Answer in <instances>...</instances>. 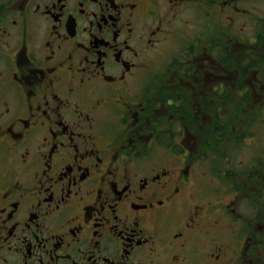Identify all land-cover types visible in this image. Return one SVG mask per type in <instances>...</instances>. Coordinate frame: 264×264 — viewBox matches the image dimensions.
I'll use <instances>...</instances> for the list:
<instances>
[{
	"label": "flooded vegetation",
	"instance_id": "af4514ba",
	"mask_svg": "<svg viewBox=\"0 0 264 264\" xmlns=\"http://www.w3.org/2000/svg\"><path fill=\"white\" fill-rule=\"evenodd\" d=\"M260 3L0 0V264H264Z\"/></svg>",
	"mask_w": 264,
	"mask_h": 264
},
{
	"label": "trees",
	"instance_id": "16d2710c",
	"mask_svg": "<svg viewBox=\"0 0 264 264\" xmlns=\"http://www.w3.org/2000/svg\"><path fill=\"white\" fill-rule=\"evenodd\" d=\"M258 45H261V47H262V50L261 51H258V70L261 71V76L264 78V33L259 36V38H258ZM263 102H264V100H263ZM248 103H249V101H248ZM262 109H264V103L262 104ZM261 116L258 118V120H259L258 121V124L261 123V125H262L264 119ZM234 120H236L235 123H234ZM231 123L233 125L238 124L239 123V117L238 116H236L234 118L232 117ZM247 124L250 125L251 122H249ZM218 133H220V132H218ZM166 136H168V134H166ZM222 139H223V135L217 136V133H216L215 136H214V144H216V145L219 144L220 142H222V141H220Z\"/></svg>",
	"mask_w": 264,
	"mask_h": 264
},
{
	"label": "rangeland",
	"instance_id": "374dc122",
	"mask_svg": "<svg viewBox=\"0 0 264 264\" xmlns=\"http://www.w3.org/2000/svg\"><path fill=\"white\" fill-rule=\"evenodd\" d=\"M258 6H259V8H258V16H261V15L264 14V3H260ZM175 47H176V43H172L171 45H169L168 46V50H167L168 54L171 53V52H173L175 50ZM260 75H261V73H260ZM261 117H263V119H264V112L262 113V116ZM257 125H258V132H261L262 131V139L264 141V122H263L262 125H259L257 123L256 125H254L251 128V130L254 131L256 129ZM247 142H246V144H247ZM243 149H244V147H243ZM243 149L239 151V155H238L239 161L246 162V161H248V158H250L252 160L251 156H249V154L245 153L243 151Z\"/></svg>",
	"mask_w": 264,
	"mask_h": 264
}]
</instances>
